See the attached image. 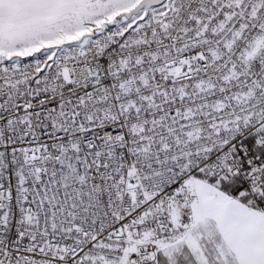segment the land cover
<instances>
[{
    "label": "snow or ice",
    "instance_id": "6c2138e0",
    "mask_svg": "<svg viewBox=\"0 0 264 264\" xmlns=\"http://www.w3.org/2000/svg\"><path fill=\"white\" fill-rule=\"evenodd\" d=\"M0 264H264V0H0Z\"/></svg>",
    "mask_w": 264,
    "mask_h": 264
}]
</instances>
